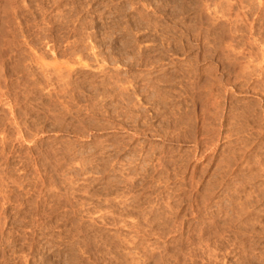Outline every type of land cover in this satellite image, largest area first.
Wrapping results in <instances>:
<instances>
[{
  "label": "rangeland",
  "instance_id": "1",
  "mask_svg": "<svg viewBox=\"0 0 264 264\" xmlns=\"http://www.w3.org/2000/svg\"><path fill=\"white\" fill-rule=\"evenodd\" d=\"M0 72V264H264V0H0Z\"/></svg>",
  "mask_w": 264,
  "mask_h": 264
},
{
  "label": "bare ground",
  "instance_id": "2",
  "mask_svg": "<svg viewBox=\"0 0 264 264\" xmlns=\"http://www.w3.org/2000/svg\"><path fill=\"white\" fill-rule=\"evenodd\" d=\"M151 3V2H150ZM109 4V3H108ZM185 6V5H184ZM100 13V12H99ZM143 14V13H142ZM145 16V15H144ZM119 17V16H118ZM85 20V19H84ZM102 21V20H101ZM155 21V20H154ZM150 22V21H149ZM130 23V22H129ZM78 24V23H77ZM79 26V25H78ZM89 26V25H88ZM152 26V25H151ZM113 27V26H112ZM153 27V26H152ZM9 30V29H8ZM85 31V30H84ZM255 32V31H254ZM161 33V32H160ZM90 35V34H89ZM255 35V34H254ZM88 36V35H87ZM84 37H86V36H84ZM83 37V38H84ZM133 39V38H132ZM85 41V40H84ZM91 45V44H90ZM31 50V49H30ZM109 50V49H108ZM259 51V50H258ZM162 53V52H161ZM96 54V53H95ZM247 54V53H246ZM260 54V53H259ZM112 55V54H111ZM113 57V56H112ZM136 57V56H135ZM114 59V58H113ZM112 59V60H113ZM128 59V58H127ZM134 59V58H133ZM160 59V58H159ZM188 59V58H187ZM126 60V59H125ZM148 62V61H147ZM154 62V61H153ZM83 63V62H82ZM48 65V64H47ZM45 67H46V65H44ZM50 66H51V64H50ZM66 66V65H65ZM86 66V65H85ZM52 67V66H51ZM60 67V66H59ZM58 67V68H59ZM192 67V66H191ZM57 68V69H58ZM65 68V67H64ZM243 68H245V67H243ZM40 69V68H39ZM66 69V68H65ZM64 69V70H65ZM68 69V68H67ZM252 69H253V67H252ZM71 70V69H70ZM111 70V69H110ZM179 70V69H178ZM57 71H59V70H57ZM56 71V72H57ZM102 71V70H101ZM180 71V70H179ZM243 71V70H242ZM55 72V73H56ZM1 73V72H0ZM46 73V72H45ZM54 73V74H55ZM60 73V72H59ZM58 73V74H59ZM63 73V72H62ZM92 73V72H91ZM104 73V72H103ZM249 73V72H248ZM109 74V73H108ZM112 74V73H111ZM49 75V74H48ZM60 75V74H59ZM69 76V75H68ZM106 76V75H105ZM251 76V75H250ZM170 78V77H169ZM264 78V77H263ZM51 79V78H50ZM88 79V78H87ZM63 80V79H62ZM159 81V80H158ZM168 81V80H167ZM62 82H64V81H62ZM59 83V82H58ZM209 83V82H208ZM115 85V84H114ZM263 85V84H262ZM108 86V85H107ZM146 86V85H145ZM243 86V85H242ZM103 87V86H102ZM115 88V87H114ZM121 88V87H120ZM166 88V87H165ZM78 89V88H77ZM117 90V89H116ZM156 90V89H155ZM113 91V90H112ZM198 91V90H197ZM1 92V91H0ZM147 92V91H146ZM83 93V92H82ZM103 93V92H102ZM77 94V93H76ZM185 94V93H184ZM261 94V93H260ZM82 96V95H81ZM110 96V95H109ZM152 96V95H151ZM101 97V96H100ZM105 97V96H104ZM149 97V96H148ZM159 97V96H158ZM102 98V97H101ZM108 98V97H107ZM177 98V97H176ZM48 99V98H47ZM70 99V98H69ZM80 99V98H79ZM100 99V98H99ZM147 100V99H146ZM103 101V100H102ZM165 101V100H164ZM212 101V100H211ZM91 102V101H90ZM125 102V101H124ZM213 102V101H212ZM160 104V103H159ZM207 104V103H206ZM59 105V104H58ZM133 105V104H132ZM215 105V104H214ZM99 106V105H98ZM209 106V105H208ZM223 106V105H222ZM175 107V106H174ZM212 107V106H211ZM88 108V107H87ZM114 109V108H113ZM131 109V108H130ZM202 109V108H201ZM204 109V108H203ZM221 109V108H220ZM61 110V109H60ZM221 112V111H220ZM176 114V113H175ZM185 115V114H184ZM218 116V115H217ZM184 117V116H183ZM233 117V116H232ZM194 121V120H193ZM256 121V120H255ZM185 123V122H184ZM214 123H215V121H214ZM197 133V132H196ZM178 134V133H177ZM227 137V136H226ZM211 139V138H210ZM204 156V155H203ZM142 158V157H141ZM168 158V157H167ZM176 158V157H175ZM179 159V158H178ZM170 163V162H169ZM184 164V163H183ZM221 166H223V165H221ZM130 167V166H129ZM166 169V168H165ZM131 172V171H130ZM144 172V171H143ZM181 172V171H180ZM151 173V172H150ZM137 175V174H136ZM143 175V174H142ZM130 178V177H129ZM151 179V178H150ZM131 180H132V178H131ZM125 181V180H124ZM130 183V182H129ZM185 185V184H184ZM158 190V189H157ZM159 195V194H158ZM121 196V195H120ZM254 196V195H253ZM185 197V196H184ZM245 197H247V196H245ZM190 198V197H189ZM245 199V198H244ZM261 199V198H260ZM124 200V199H123ZM144 200V199H143ZM188 200V199H187ZM247 200V199H246ZM254 200V199H253ZM108 202V201H107ZM145 202V201H144ZM165 202V201H164ZM186 202V201H185ZM245 202V201H244ZM177 203V202H176ZM204 203V202H203ZM163 204V203H162ZM205 204V203H204ZM159 205V204H158ZM152 206V205H151ZM115 207V206H114ZM168 207V206H167ZM201 212V211H200ZM203 215V214H202ZM132 216V215H131ZM245 216V215H244ZM171 217V216H170ZM132 218V217H131ZM180 218V217H179ZM227 220V219H226ZM180 223V222H179ZM222 223V222H221ZM128 224V223H127ZM143 224V223H142ZM147 224V223H146ZM189 224V223H188ZM221 225V224H220ZM253 226V225H252ZM139 228V227H138ZM137 228V229H138ZM220 231V230H219ZM154 233V232H153ZM219 234H221V233H219ZM177 238V237H176ZM221 238V237H220ZM142 243V242H141ZM187 243V242H186ZM132 245V244H131ZM163 245V244H162ZM154 246V245H153ZM158 246V245H157ZM151 248V247H150ZM203 248V247H202ZM196 249V248H195ZM190 250V249H189ZM206 250V249H205ZM175 252V251H174ZM187 252V251H186ZM136 253V252H135ZM213 253V252H212ZM175 254V253H174ZM200 254V253H199ZM189 255V254H188ZM137 256V255H136ZM181 257V256H180ZM184 257V256H183ZM211 257V256H210ZM213 257V256H212ZM159 258V257H158ZM141 259V258H140ZM168 259V258H167ZM188 260V259H187ZM200 260V259H199ZM186 261V260H185ZM155 262V261H154ZM200 264V263H199Z\"/></svg>",
  "mask_w": 264,
  "mask_h": 264
}]
</instances>
